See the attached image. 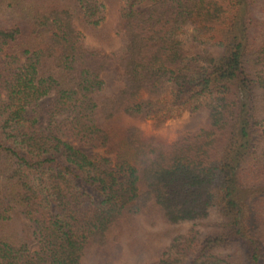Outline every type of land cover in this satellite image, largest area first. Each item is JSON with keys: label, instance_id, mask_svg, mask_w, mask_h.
I'll return each instance as SVG.
<instances>
[{"label": "trees", "instance_id": "1", "mask_svg": "<svg viewBox=\"0 0 264 264\" xmlns=\"http://www.w3.org/2000/svg\"><path fill=\"white\" fill-rule=\"evenodd\" d=\"M159 98L188 113L170 143L128 123ZM119 245L264 264V0H0V264Z\"/></svg>", "mask_w": 264, "mask_h": 264}, {"label": "rangeland", "instance_id": "2", "mask_svg": "<svg viewBox=\"0 0 264 264\" xmlns=\"http://www.w3.org/2000/svg\"><path fill=\"white\" fill-rule=\"evenodd\" d=\"M147 6L148 5L144 4L136 7V9L145 10ZM110 15H108L109 19L114 22L116 20L117 13H113V15L111 16ZM51 100V96L46 97L36 104L32 105V107L28 110V112H36L35 115L37 117L38 123L40 124L39 126L43 129L48 126L47 111L51 104ZM158 101L161 104H165V106L170 110L168 113V119L163 123L159 121V119L164 118V115L166 114L165 111L152 119L143 121L139 120L135 122L128 121V123H131L138 127L146 137H154L165 143H170L177 138L179 133L184 131L186 123L188 121V113L181 108L170 105L168 103L169 101L165 98H159ZM85 151L86 153L91 155L104 156L103 151L100 149H85ZM10 214L14 218L15 225L19 228V230L22 229L24 225L28 224L27 220L17 212V209H12L10 211ZM147 245L149 246L150 244ZM37 247L38 243L37 241H34L33 243H31L30 250H36ZM108 253L109 254L103 256L102 251H100L97 247L89 248L85 254L82 264H148L150 260L149 258H151L147 256H141L140 259H133V257H130V253L126 251L125 247L123 249H120V245L119 248L114 247V249L110 250ZM147 254H149L148 256L151 255V253L149 252Z\"/></svg>", "mask_w": 264, "mask_h": 264}]
</instances>
